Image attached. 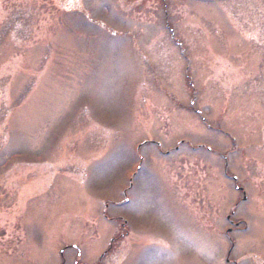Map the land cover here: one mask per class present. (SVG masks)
Here are the masks:
<instances>
[{
  "label": "rangeland",
  "instance_id": "rangeland-1",
  "mask_svg": "<svg viewBox=\"0 0 264 264\" xmlns=\"http://www.w3.org/2000/svg\"><path fill=\"white\" fill-rule=\"evenodd\" d=\"M73 244L264 264V0H0V264Z\"/></svg>",
  "mask_w": 264,
  "mask_h": 264
},
{
  "label": "flooded vegetation",
  "instance_id": "flooded-vegetation-1",
  "mask_svg": "<svg viewBox=\"0 0 264 264\" xmlns=\"http://www.w3.org/2000/svg\"><path fill=\"white\" fill-rule=\"evenodd\" d=\"M225 172H226V174H227V170L225 169ZM228 175V174H227ZM229 176V175H228ZM234 177L232 176V179H233ZM228 219H230V218H228ZM125 226H126V224L123 226V228L125 229ZM249 228V225L248 224H244V226H243V228H240L239 227V225H238V223H235V225H234V227H233V229H236V230H238V229H241V230H247ZM232 231V230H231ZM128 234V232L125 230L124 232H122L121 233V235L122 236H126ZM69 248H71V249H76L77 250V257H76V259H75V263L76 264H81V262H80V260H81V253H80V249L78 248V247H76L75 245H71ZM68 249V248H67ZM103 257H104V255H101L100 256V260H102L103 259ZM66 262H67V260H66V258L64 257V256H62V263L61 264H66ZM264 263V262H263ZM84 264V263H83Z\"/></svg>",
  "mask_w": 264,
  "mask_h": 264
}]
</instances>
